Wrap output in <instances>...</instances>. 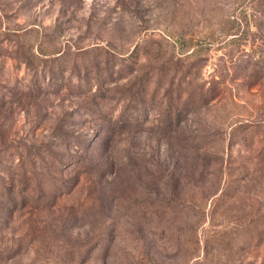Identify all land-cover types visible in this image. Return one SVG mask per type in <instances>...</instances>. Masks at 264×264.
Here are the masks:
<instances>
[{
    "label": "rangeland",
    "instance_id": "obj_1",
    "mask_svg": "<svg viewBox=\"0 0 264 264\" xmlns=\"http://www.w3.org/2000/svg\"><path fill=\"white\" fill-rule=\"evenodd\" d=\"M0 264H264V0H0Z\"/></svg>",
    "mask_w": 264,
    "mask_h": 264
}]
</instances>
